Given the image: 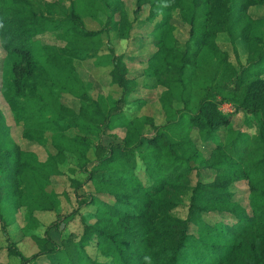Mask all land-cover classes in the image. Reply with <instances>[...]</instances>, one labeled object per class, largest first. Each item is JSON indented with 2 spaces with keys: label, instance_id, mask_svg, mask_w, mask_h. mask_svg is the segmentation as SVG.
<instances>
[{
  "label": "trees",
  "instance_id": "obj_1",
  "mask_svg": "<svg viewBox=\"0 0 264 264\" xmlns=\"http://www.w3.org/2000/svg\"><path fill=\"white\" fill-rule=\"evenodd\" d=\"M144 5L147 21L177 8L190 42L183 49L153 42L154 50L135 61L139 72L132 76L125 55L114 56L107 41L127 36ZM254 5L264 8V0H134L130 21L122 0H69L67 8L45 0H0V45L19 59L6 99L10 115L28 143L43 148L48 140L52 148L41 157L22 149L0 110L2 229L15 223L21 208L22 232L37 226L34 211L55 209L59 194L47 186L61 174L67 154L84 173L82 183L69 178V184H88L83 205L92 216L87 222L80 215L79 234L66 233L59 242L48 229L59 230L78 209L41 235L30 233L35 253L11 251L20 264H264V36L251 31L246 9ZM99 10L117 18L110 17L108 29H85L83 17ZM47 24L68 25L59 35L61 47L42 46L55 76L32 55V39ZM221 33L232 45L246 43L243 64L233 66L216 45ZM204 47L211 56L198 62ZM86 62L95 78L117 90L115 96L87 95L88 82L77 71ZM141 76L151 80L144 90L159 87L161 121L137 96ZM61 96L76 100V108ZM224 102L230 112L219 109ZM129 104L136 109L126 111ZM48 109L52 116L44 119ZM237 112L243 128L253 123V133L233 126L230 117ZM198 144L207 146L206 155ZM183 195L186 212L178 218L171 210Z\"/></svg>",
  "mask_w": 264,
  "mask_h": 264
},
{
  "label": "rangeland",
  "instance_id": "obj_2",
  "mask_svg": "<svg viewBox=\"0 0 264 264\" xmlns=\"http://www.w3.org/2000/svg\"><path fill=\"white\" fill-rule=\"evenodd\" d=\"M48 2H55L59 6H63L67 8L69 0H45ZM123 8L125 9L129 20L131 21L133 16L131 14V10L134 7V0H122ZM147 5H144L140 10L139 14L135 17L136 20L133 21L131 28L128 31V35L124 38H109L107 41L110 44V49L112 48V53L114 56L124 54L126 58V62L128 63V67L130 70V74L136 75L138 74V65L135 64V61L138 58H143L146 55L150 54L153 48V42H157L159 44H164L167 46H175L179 49H183L190 42L189 37V26L180 20L179 11L177 8L168 7L164 9L162 12L158 13L153 17L150 21L148 19V9ZM246 14L250 17L251 23V31L253 34L263 37L264 36V8L261 5L250 6L246 9ZM110 17L117 18L116 13H108L106 10L97 11L92 16L83 17V26L88 30H105L108 29V22ZM46 29L43 33L38 34L33 37L34 40L32 45V55L33 58L40 63V65L46 70L49 76H55V71L51 65L47 64L45 61V49H43V45H56L57 47H61L64 41L60 36L63 35L64 30L68 27V25H63L57 27L56 25L51 26L50 24L46 25ZM158 28V29H156ZM60 35V36H59ZM101 38L106 41L107 35L105 32H102ZM216 45L221 49L227 52L228 60L232 63L233 66H238V63L243 64L247 55V45L244 41L237 39L232 45L229 42L228 37L221 33L216 35L214 39ZM152 44V45H151ZM234 46V50H233ZM236 52V53H235ZM237 56V60L235 57ZM208 55L211 56V52L208 48L204 47L200 50L197 55L198 62L206 58ZM19 64V59L13 54L7 53L0 45V110L6 118L7 123L9 124V130L12 139L25 150H33L39 157L43 156L44 150L52 151V148L46 140L44 144V149L38 145L33 143H28L27 140L22 138L21 136V126L18 123H15L13 118L10 115L8 104L6 103L7 97H9L13 92V79L16 77V67ZM91 63L86 62L83 65H79L77 67L78 76L85 83V90L88 96L93 97L96 92L102 94L116 95L117 90L114 87L109 88L107 85V80L97 79L92 75L91 72ZM144 82L150 83V79H144ZM206 83V81H205ZM60 84L57 86L60 88ZM88 84V85H86ZM59 91V90H57ZM159 92V87H157L153 93L148 90L143 91L141 96L147 99L148 104L150 105L151 110L154 112V120L156 122L161 121L162 115L160 113V108L157 103L156 97ZM139 95V94H138ZM61 101L65 105L72 106L76 108L77 101L68 97L61 96ZM129 106V107H128ZM127 107L129 110L136 108L135 104H129ZM219 109L223 112H230L232 108L228 106L227 103H221L219 105ZM52 116L51 109L46 110L42 117L50 118ZM231 122L235 128H240L241 132H245V134H251L254 131V126L251 124L248 127H242L244 116L241 115L240 112L232 114L230 117ZM145 134H150L149 130L144 131ZM103 142L106 141L105 138L101 139ZM199 150L206 155L207 146H201L198 144ZM61 174L58 176L52 177L50 180V185L48 188L55 190L57 192L59 198V204L56 209L51 211H34L32 217L34 218L36 225L34 228L27 230L26 232L21 231L22 219L24 210L21 208L15 214V223L4 227L2 229V225L0 223V264H17V260L14 255L11 254L13 249L20 251L23 256L28 257L31 254L35 253L37 248L34 244L32 238L30 237V233H36L41 235L43 233L44 228L50 225L52 222H57L64 215L68 214L73 210H77L78 208L82 209V204L84 202V188L80 187L78 189H73L69 184V178H76L78 181L82 180L84 175L82 172L78 171V167L75 166V160L72 158L70 154H67L65 161L59 166ZM191 181H194V178H191ZM191 182V183H192ZM187 196H181V199L178 205L171 210V214L182 218L185 216L186 205H187ZM82 212L85 221L91 222L92 216L89 209H82ZM79 214L76 213L73 215L72 219L67 223L65 227V231L67 232H80V224H79ZM63 227H61L62 230ZM48 236H50L56 242H59L61 234L59 230H55L53 228L48 229ZM7 236L9 237L7 239ZM13 244H17L16 246ZM88 252L93 254V249L88 248ZM10 254V255H9ZM20 264V263H19Z\"/></svg>",
  "mask_w": 264,
  "mask_h": 264
},
{
  "label": "crops",
  "instance_id": "obj_3",
  "mask_svg": "<svg viewBox=\"0 0 264 264\" xmlns=\"http://www.w3.org/2000/svg\"><path fill=\"white\" fill-rule=\"evenodd\" d=\"M144 79H147V78H145V77H143V76H141V77H137L136 78V81H137V90H136V93L138 94L139 93V95H137V96H141L140 94H142L143 93V91H145L144 90V88H143V84L144 83H146V82H144ZM117 94V93H116ZM115 96V95H114ZM228 104V103H227ZM228 106L231 108V105L230 104H228ZM129 107V106H128ZM128 107H126L125 109H126V111H134L136 108H134V109H132V110H129L128 109ZM78 171H80V172H82V174L84 175V173H83V171L81 170V169H79ZM84 178V177H83ZM74 180H76V181H78V179H76V178H73ZM83 180V179H82ZM82 180H80V181H78V182H80V183H82ZM80 187H83L84 188V192L82 193V196L87 192V190H88V188H89V186H88V184H82V185H80L79 187H77L76 189H78V188H80ZM75 189V190H76ZM58 198V197H57ZM58 204H59V198H58V202H57V205H56V207L58 206ZM82 204V209H89V207L88 206H85V205H83V203H81ZM56 207H55V209H56ZM81 208L79 209L78 208V211H77V213L79 214V218H80V215H82L83 216V214H82V212H80V210H82ZM24 210V209H23ZM72 219V218H71ZM70 219V220H71ZM69 220V221H70ZM69 221H67L66 222V224L65 225H60V227H59V233L61 234V237L60 238H62L63 237V235H65L66 233H69V232H67V231H65V227H66V225H67V223L69 222ZM80 224V223H79ZM61 227H63L62 228V230H61ZM71 232V231H70ZM74 233H77V234H79V232H74ZM7 238H9L8 236H7ZM51 238V237H50ZM52 239V238H51ZM60 240V239H59ZM55 241V240H54ZM56 242V241H55ZM15 245V244H14ZM17 245V244H16ZM15 245V246H16ZM88 248H90L89 246L86 248V251H87V253L88 254H90L89 252H88ZM93 249V248H92ZM37 251V250H36ZM18 252H20V251H18ZM20 254L22 255V253L20 252ZM10 255V254H9ZM32 255V254H31ZM90 255H94V251H93V254H90ZM23 256V255H22ZM15 257V256H14ZM23 257H25V256H23ZM29 257V256H28ZM15 259L17 260L16 262H17V264H19V261H18V259H17V257H15Z\"/></svg>",
  "mask_w": 264,
  "mask_h": 264
},
{
  "label": "clouds",
  "instance_id": "obj_4",
  "mask_svg": "<svg viewBox=\"0 0 264 264\" xmlns=\"http://www.w3.org/2000/svg\"><path fill=\"white\" fill-rule=\"evenodd\" d=\"M0 27H2V25H0ZM145 259H148L147 257Z\"/></svg>",
  "mask_w": 264,
  "mask_h": 264
}]
</instances>
